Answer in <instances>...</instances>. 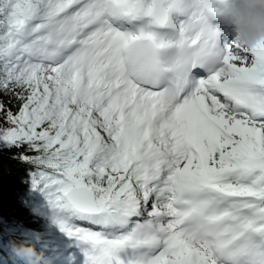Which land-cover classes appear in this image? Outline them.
<instances>
[{"label":"snow or ice","instance_id":"6c2138e0","mask_svg":"<svg viewBox=\"0 0 264 264\" xmlns=\"http://www.w3.org/2000/svg\"><path fill=\"white\" fill-rule=\"evenodd\" d=\"M179 2L0 0V146L79 264H264V43Z\"/></svg>","mask_w":264,"mask_h":264},{"label":"trees","instance_id":"16d2710c","mask_svg":"<svg viewBox=\"0 0 264 264\" xmlns=\"http://www.w3.org/2000/svg\"><path fill=\"white\" fill-rule=\"evenodd\" d=\"M0 98L11 100L13 111L19 107L12 97ZM22 153V148L0 146V255L3 256L0 264H21L9 258L8 240L11 237L19 240L38 234L39 242L33 243L38 251L43 248L45 255L51 259L57 258L54 248L60 251L61 242L66 237L51 224L45 195L32 188L30 172L35 169L19 158Z\"/></svg>","mask_w":264,"mask_h":264},{"label":"clouds","instance_id":"9594fccd","mask_svg":"<svg viewBox=\"0 0 264 264\" xmlns=\"http://www.w3.org/2000/svg\"><path fill=\"white\" fill-rule=\"evenodd\" d=\"M203 0H180L179 9L185 13L203 7ZM226 17L229 19L234 39L243 48L251 49L264 43V0H226ZM40 236H25L8 240L9 258L21 264H52L43 248L37 250Z\"/></svg>","mask_w":264,"mask_h":264},{"label":"rangeland","instance_id":"374dc122","mask_svg":"<svg viewBox=\"0 0 264 264\" xmlns=\"http://www.w3.org/2000/svg\"><path fill=\"white\" fill-rule=\"evenodd\" d=\"M233 38H234V36L232 38L229 37L228 38L229 39L228 42H230ZM224 41H227V40H224ZM82 226H85V225H82ZM35 241L36 240H32V242H35ZM60 251L64 252L65 256H67V255L78 256L79 260L74 261L73 264H79V261L82 260V256L79 254L78 250L74 247L73 241L70 238H68L67 236L65 237L63 242H61ZM68 252H70V253H68ZM51 260H52V264H66V261H62V260L57 259V258L56 259H51Z\"/></svg>","mask_w":264,"mask_h":264},{"label":"bare ground","instance_id":"6f19581e","mask_svg":"<svg viewBox=\"0 0 264 264\" xmlns=\"http://www.w3.org/2000/svg\"><path fill=\"white\" fill-rule=\"evenodd\" d=\"M230 28H231V31H232V27H231V26H230ZM232 35H234V34H233V31H232ZM228 38H229V36H226V37L224 38V40H227V41H228V40H229Z\"/></svg>","mask_w":264,"mask_h":264}]
</instances>
